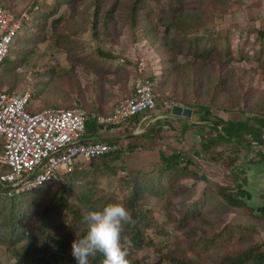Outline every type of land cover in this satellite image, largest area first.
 Segmentation results:
<instances>
[{"label":"trees","instance_id":"1","mask_svg":"<svg viewBox=\"0 0 264 264\" xmlns=\"http://www.w3.org/2000/svg\"><path fill=\"white\" fill-rule=\"evenodd\" d=\"M76 1L78 0L58 1L49 11H42L39 6L32 7L33 12L37 14L35 19L32 17L37 23V31L34 33L36 39L45 40L49 27L50 34L54 37L64 35L57 34L59 24L65 19V14H59L60 8L63 4L70 7L72 11L70 17L76 18L74 15ZM91 1L96 9L94 17L99 18L101 23L99 30L96 29L97 41L102 42L101 39L107 41V34L114 33L115 25H112V20L118 17L123 25V32H130L133 42L141 35L149 38L155 46L159 63L162 65L161 73L158 75L155 67L147 66L143 76L157 82L161 88L160 94L159 91L157 93V101L165 96L166 89L172 91L171 84L175 80L186 81L187 89L183 91L182 98H176L188 108L193 107L195 111L204 114L201 119L205 123L204 127L216 137L208 141L203 139L201 142V151L209 161L219 160L218 163L223 167L235 169L240 153L245 146L251 144L250 141L244 140L246 135H254L258 143L264 145L261 134L264 128V102L254 104L251 95L255 91L245 90L241 96L237 94V99L232 96L230 101L225 99L228 83L232 82V77L236 73L235 70L227 72L224 70L226 65L224 60L232 55L229 35L216 36L198 14H186L184 0H171L163 5L158 17V25L164 29L162 37L155 33L151 17L154 13L149 7V0H114L104 9H100L103 5L102 0ZM229 2L230 0H201L200 4L205 7L204 12L213 14L216 10L226 12ZM0 5L3 6L1 3ZM57 14L60 16L55 17ZM30 38L23 33L10 48L9 55L15 45L21 46L15 51L21 55L18 56V61H14L15 66L33 59L34 49L30 47V42L32 43ZM112 52L97 51L96 56L100 59L88 60L86 64L89 66L88 71L95 70L99 77L112 75L113 73L106 67L108 62L117 59ZM183 57L186 58L184 63L180 61ZM8 64L7 57L2 69L8 70ZM130 65L137 73L138 63ZM206 67L209 68L208 71ZM48 74H54V69L48 71ZM114 74L112 79L105 78L107 81H104L113 88L117 83L128 80L127 75ZM81 92V87L69 91L62 90L60 101L55 96L49 99L43 97L42 107L39 109L32 107V110L41 111L50 107L83 108L106 114L108 113L106 105L115 99L111 95L112 90L107 91L103 86L100 101L89 102ZM34 95L35 98L36 94ZM188 95L190 99L196 97V101L191 105L189 103V106L186 105L190 102ZM124 97L118 99L114 105ZM233 100L234 103L231 104ZM248 101L255 110L263 113L262 118L233 120L222 116L230 111L228 106L233 108L242 105L247 108ZM212 108L220 110L223 114H212ZM138 123L137 121L136 125ZM184 126V130L187 131L195 128L191 125ZM88 131L98 134L100 127L89 123ZM221 146L227 149L223 153L220 152L218 154L220 158L217 159L214 153ZM135 148L137 147H131L128 151H134ZM121 151L78 162L72 172L61 174L55 183L21 194H10L13 189L0 183V251L4 250L8 259L15 264H76L71 255V246L77 239V234L83 236L86 231L83 215L88 211L101 210L110 203H121L131 214V222L124 225L121 236V243L128 251V260L134 253L152 244L146 236L147 231L164 237L169 234L168 226L172 225L175 231L185 236L188 243L175 242L157 250V253L171 264H264L263 244L251 246L243 252L224 254L220 259L211 260L198 253L197 256L189 257L186 249L189 245L195 246L198 243V234L210 244L215 242L216 248L224 249L225 242L233 233L225 229L217 235L213 230H208L218 221L217 215L221 210L217 206L222 204L217 202L216 198L214 203L209 202L208 192H205L201 201H198L199 208L195 206L197 203H194L195 205L189 203L193 197L194 185L191 189L187 188L184 181L193 180L194 183L198 180L206 181L204 175L196 173V169L192 170L197 168L198 162L190 155L182 157L178 153L161 154L156 175L150 178L144 173H134L131 170L127 171L123 166L112 165L114 161L120 159ZM8 171L9 169L4 168L0 172ZM124 172L126 175L119 179L114 192H109L108 181ZM216 193L224 203L223 212L231 207H250L248 201L252 197L242 184H238L235 189L218 187ZM250 209L255 210L252 207ZM175 210L178 211V216L175 215ZM259 210L264 214V207H259ZM156 214L159 217H156ZM103 259L102 254L98 253L90 258V264H103Z\"/></svg>","mask_w":264,"mask_h":264},{"label":"rangeland","instance_id":"2","mask_svg":"<svg viewBox=\"0 0 264 264\" xmlns=\"http://www.w3.org/2000/svg\"><path fill=\"white\" fill-rule=\"evenodd\" d=\"M58 1L62 0H0V3L15 16H20L26 11L30 17L23 33L31 37L30 41L32 43L30 42V47L34 49L33 59L15 66L16 63L14 61H18V56H21L18 52H15L21 46L15 45L13 52L8 56V70L2 69L3 73L1 76L3 84L8 91H14L19 94L30 91L33 95L36 94V97L33 98V109L42 107L43 97L49 99V97L55 96L60 101L62 90L69 91V89L77 87H81V93L89 102L100 101L102 96L101 88L103 86L106 87L107 91L112 90L111 95L115 98L106 105V110L109 112L118 99L130 94L133 82L139 77L138 72L136 73L133 69L134 67L130 64L134 65L144 59L150 68L155 67L157 69L156 74L159 75L161 73L162 65L159 63L155 46L149 38L139 35L137 41L133 42L132 34L123 32V25L118 20V17L112 20V25H115L113 30L115 31L107 34V41L102 39V42L97 41L96 29L99 30L101 23L99 18L96 19L94 17L96 9L91 0L86 2L76 1L74 14L76 18L73 19L70 17L72 14L71 8L63 4L59 14H65V19L59 24L57 34L64 35L58 37L55 35L54 37L53 34H50L51 27H49L46 39L38 41L34 35L37 31V23L32 20V17L35 19L37 14H35V11L33 12L32 7L39 6L42 11H49L53 9ZM113 1L102 0L103 5L100 9L107 8ZM169 1L171 0H149V7L154 13L151 17L156 29L155 33L159 37L163 36L164 29L158 25V17L163 5ZM200 2L201 0H184L186 14H198L216 36L227 34L231 40L232 55L224 60L226 61L224 70L226 72L227 70H235L236 73L232 77V82L228 83L225 99L230 101L231 96L237 99V94L241 96L245 93V90L249 92L254 90V94L251 95L254 104L263 103L264 0H230L226 12L216 10L213 14L207 11L204 12L205 7L201 6ZM59 14L55 17H59ZM97 51L110 53L113 51L117 56L116 60L108 62L106 66L107 70L113 73L112 75L99 77L95 70L88 71L87 61L100 59L96 56ZM185 59L183 57L180 61L184 63ZM51 69H54V74L52 75L48 74ZM206 70L208 71L209 68L206 67ZM114 73L127 75L128 80L117 83L115 88H113L104 81H107V78L112 79L113 75H115ZM171 85L173 87H171L172 91L166 89L165 96L157 101L156 108L143 114V116H151L149 120H156L148 127L145 123L140 128L141 133L145 135L152 134L157 129L155 131L156 134L152 135L153 138L147 137L150 139L147 141H142V138H135L132 144L134 147H136L135 144L143 145L140 148L141 150L135 148L133 149L134 151H128L127 145L130 144H127L128 142L125 143L124 140H119L118 144L122 148L120 159L114 161L112 165L123 166L127 171L144 173L150 177L156 175L161 154L169 155L184 151L186 155H190L198 162L197 168H192V170L196 169V173L206 177V181L198 180L195 183L193 180L184 181L187 188L191 189L194 185L193 197L189 203H197L194 205L199 208L198 201L203 199L205 192H208L209 202L213 201L214 203L216 198L217 202L222 203L221 206H217L221 210L217 215L218 221L208 230H213L217 235L221 234L225 229L230 232L233 231L232 236L225 242L224 249L216 248L217 244L215 242L210 244L198 234V243L196 242L195 246L189 245L186 249V254L189 257H193L197 256L198 253L213 260L220 259L224 254L243 252L255 245L263 244L264 250V214L259 210V207H264V145L259 144L254 135H246L244 140L250 141L251 144L245 146L242 153H240L241 155L235 169L223 167L218 163L220 162L219 160L214 161L215 163L209 161L208 157L201 151V142L203 139L208 141L216 137L204 127L205 123L201 120L204 117L202 112L195 111L193 107L191 109L188 108L176 98H182L183 91L187 89L186 81L175 80ZM158 89L160 94L161 88ZM195 98L192 97L190 99L188 95L190 102L185 104L188 106L189 103L190 105L193 104L196 101ZM230 103H234V100ZM251 105L250 101H248L247 108L242 105L233 108L228 106L230 109L228 114L220 113V110L212 108V114H223L222 116L225 119L230 118L233 120H244L249 117L262 118L263 113L255 110ZM173 106H181L185 110H189L191 113L190 117H181L183 123L166 121L170 116L173 117ZM162 116H164L163 119ZM159 121H164L162 126H167V128H158ZM184 125L195 126V128L187 131L184 130ZM113 129L116 130L117 128ZM122 130L126 132V135L132 134L131 128H122ZM261 134L264 138V128L261 130ZM228 147L230 148L231 146ZM225 149L227 148L224 146L219 147L216 149L214 156L219 159L220 156L218 154L220 152L223 153ZM60 173L62 174L63 172ZM125 173L118 174V176L108 181L109 192H114L119 179L122 176L124 177ZM238 184H242V187L250 193L252 197L248 201L250 207H231L228 211L223 212L224 203L216 193L217 188L235 189ZM251 207L255 210L251 211ZM175 215L178 216L177 210H175ZM157 216L159 217L158 214H156ZM167 229L169 234L164 237H160L152 231H147L146 236L152 244H148L143 250L134 253L129 259L130 264H171L163 259L157 253V250L164 245H172L175 242L186 243L187 239L181 232L175 231L172 225L168 226ZM0 263L15 264L14 261L8 259L4 250L0 251Z\"/></svg>","mask_w":264,"mask_h":264},{"label":"built area","instance_id":"3","mask_svg":"<svg viewBox=\"0 0 264 264\" xmlns=\"http://www.w3.org/2000/svg\"><path fill=\"white\" fill-rule=\"evenodd\" d=\"M29 20L26 11L15 16L0 5V171L9 169L0 172V183L17 194L55 182L60 172H72L78 162L120 152L115 142L85 141L87 125L94 123L106 134L113 128H128L137 118L139 125L148 127L150 116L143 114L156 108L159 90L157 82L143 76L148 65L142 59L133 92L106 114L83 108L33 111L34 95L8 91L1 76L10 48ZM178 154L186 156L184 151Z\"/></svg>","mask_w":264,"mask_h":264},{"label":"clouds","instance_id":"4","mask_svg":"<svg viewBox=\"0 0 264 264\" xmlns=\"http://www.w3.org/2000/svg\"><path fill=\"white\" fill-rule=\"evenodd\" d=\"M10 194H17L16 190ZM83 222L86 231L83 236L77 234L71 246L76 264H90V258L98 253L104 257L103 264H130L121 236L124 225L131 222V214L123 204L110 203L101 210L88 211L83 215Z\"/></svg>","mask_w":264,"mask_h":264},{"label":"crops","instance_id":"5","mask_svg":"<svg viewBox=\"0 0 264 264\" xmlns=\"http://www.w3.org/2000/svg\"><path fill=\"white\" fill-rule=\"evenodd\" d=\"M181 117L184 118V116H176L175 117V115H173V117L170 116L166 121H173V122L177 121L178 123H183V121H181ZM163 118H164V116H162V119ZM185 118H188V117H185ZM154 120H156V119H150L149 120L150 121L149 126H151V124L154 122ZM137 121L140 123V119H137ZM137 121H135V122L133 121V123L128 127V128H131V130H132V134L130 133L131 135H126V132L123 131L122 128H117L116 130L110 129V130H108V132L106 134H102L101 131H99L98 134H93L90 131H88L87 134H86V137H85V141H87V142L88 141L89 142H92V141H105V142H117L118 143L119 140H124L125 143L128 142L127 144H130V145H127V147L130 149L131 147H134V145L132 143L135 141V138H142V141H147V140H150L148 138H153V136H152L153 134H156L155 131L157 129L155 131H153L152 134H147V135L142 134L141 131H140V128L145 123H143L141 125H139V123H138L136 125ZM163 122L164 121H159L158 128H160V127L167 128V126H162ZM90 124H93V123H90ZM147 124L148 123H146V126H147ZM175 131H180V130H175ZM180 132H182V131H180ZM139 134H142V135H139ZM135 146L137 147L138 150H141L140 148L143 147V145H141V144L140 145L135 144ZM144 148H146V147H144ZM127 154H129V153L127 152Z\"/></svg>","mask_w":264,"mask_h":264},{"label":"water","instance_id":"6","mask_svg":"<svg viewBox=\"0 0 264 264\" xmlns=\"http://www.w3.org/2000/svg\"><path fill=\"white\" fill-rule=\"evenodd\" d=\"M172 114L175 116H184V117H190L191 113L189 110H185L181 106H173L172 107Z\"/></svg>","mask_w":264,"mask_h":264}]
</instances>
